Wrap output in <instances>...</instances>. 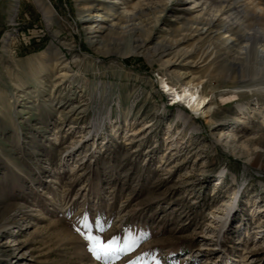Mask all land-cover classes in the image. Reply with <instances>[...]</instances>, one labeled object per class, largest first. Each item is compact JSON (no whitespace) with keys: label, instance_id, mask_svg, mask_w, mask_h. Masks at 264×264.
Listing matches in <instances>:
<instances>
[{"label":"rangeland","instance_id":"1","mask_svg":"<svg viewBox=\"0 0 264 264\" xmlns=\"http://www.w3.org/2000/svg\"><path fill=\"white\" fill-rule=\"evenodd\" d=\"M145 1L0 0V264H264V74L209 79L208 58L188 70L209 116L173 102L158 60L103 54L83 24ZM82 233L135 244L97 259Z\"/></svg>","mask_w":264,"mask_h":264},{"label":"bare ground","instance_id":"2","mask_svg":"<svg viewBox=\"0 0 264 264\" xmlns=\"http://www.w3.org/2000/svg\"><path fill=\"white\" fill-rule=\"evenodd\" d=\"M95 1L83 0L78 12L90 14L94 9L104 8L102 3L94 4ZM166 1L159 4L151 0L137 2L123 6L119 13L112 11L109 23L90 17L84 19L83 24L91 44L101 45L105 37L113 41L101 46L103 54L112 53L119 57L141 54L158 60L167 78H175L179 82V87L163 82L171 100L183 103L189 111L208 117V97L199 94L198 84L194 82V76L189 77L188 68L192 64H204L211 58L207 63L210 71L207 69L204 75L209 79L221 75L234 80L238 71L242 77L240 68L244 65L255 67V74H264V9L256 8L253 0H190L192 8H198L192 14L176 11ZM34 2L44 13L47 11L41 0ZM168 12L176 24L160 27L159 13ZM156 31L159 35L152 37ZM6 42L1 48L4 52L7 51ZM221 53L225 57L220 61L217 58ZM66 71L64 63L59 67L58 75L64 77ZM232 86L237 88L238 85ZM177 115L182 116L180 112Z\"/></svg>","mask_w":264,"mask_h":264},{"label":"snow or ice","instance_id":"3","mask_svg":"<svg viewBox=\"0 0 264 264\" xmlns=\"http://www.w3.org/2000/svg\"><path fill=\"white\" fill-rule=\"evenodd\" d=\"M84 238L88 241V248L94 254H96L97 259H105L108 257H116L117 252L120 250H128L134 246L135 241L128 242L126 239L125 246L123 249H119L116 245V238L113 237L111 240L107 241V243L101 242L100 238L92 235L91 233H82ZM128 264H134V262L129 261Z\"/></svg>","mask_w":264,"mask_h":264},{"label":"trees","instance_id":"4","mask_svg":"<svg viewBox=\"0 0 264 264\" xmlns=\"http://www.w3.org/2000/svg\"><path fill=\"white\" fill-rule=\"evenodd\" d=\"M21 3L23 4V0H21ZM24 6V4H23ZM33 22V21H31ZM34 27L32 28H36V25L33 23V24H30ZM46 42V36L45 34H34L31 36V39H29L28 43L24 44V46H22L23 49H25L24 51L25 52H29V51H34V50H39L43 45L44 43Z\"/></svg>","mask_w":264,"mask_h":264},{"label":"built area","instance_id":"5","mask_svg":"<svg viewBox=\"0 0 264 264\" xmlns=\"http://www.w3.org/2000/svg\"><path fill=\"white\" fill-rule=\"evenodd\" d=\"M18 1V0H17ZM16 3H18V2H16ZM17 5V4H16Z\"/></svg>","mask_w":264,"mask_h":264}]
</instances>
